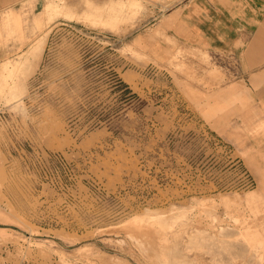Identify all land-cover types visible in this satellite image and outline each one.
<instances>
[{
	"label": "rangeland",
	"instance_id": "obj_1",
	"mask_svg": "<svg viewBox=\"0 0 264 264\" xmlns=\"http://www.w3.org/2000/svg\"><path fill=\"white\" fill-rule=\"evenodd\" d=\"M178 1L0 0V264H264L248 99Z\"/></svg>",
	"mask_w": 264,
	"mask_h": 264
},
{
	"label": "crops",
	"instance_id": "obj_2",
	"mask_svg": "<svg viewBox=\"0 0 264 264\" xmlns=\"http://www.w3.org/2000/svg\"><path fill=\"white\" fill-rule=\"evenodd\" d=\"M177 43L235 61L248 99L236 119L246 154L264 159V0H179L160 19ZM234 135V132H229Z\"/></svg>",
	"mask_w": 264,
	"mask_h": 264
}]
</instances>
